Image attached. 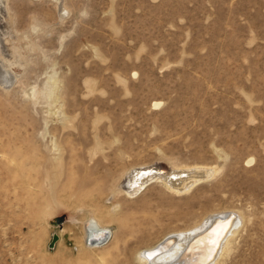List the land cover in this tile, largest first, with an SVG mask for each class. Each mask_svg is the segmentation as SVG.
Listing matches in <instances>:
<instances>
[{"label": "rangeland", "instance_id": "rangeland-1", "mask_svg": "<svg viewBox=\"0 0 264 264\" xmlns=\"http://www.w3.org/2000/svg\"><path fill=\"white\" fill-rule=\"evenodd\" d=\"M4 3L0 264H143L231 209L247 224L227 264H264V0ZM196 165L218 173L128 193L138 172ZM89 216L114 230L102 248Z\"/></svg>", "mask_w": 264, "mask_h": 264}, {"label": "bare ground", "instance_id": "bare-ground-1", "mask_svg": "<svg viewBox=\"0 0 264 264\" xmlns=\"http://www.w3.org/2000/svg\"><path fill=\"white\" fill-rule=\"evenodd\" d=\"M54 1L56 3L60 2V0ZM3 3L4 0H0V9L2 8L1 5ZM63 9H67V6L61 8V10ZM36 27L37 26L35 24L34 28ZM7 33L9 32L3 30V28L2 30H0L1 36H7L5 35ZM3 51L4 50H2L0 54L2 55V57L0 58V83L8 86L16 79V75L11 71V69H9L7 63H5L6 56L3 55ZM50 81L52 83V89L50 90V92L51 94H53L54 89L55 91L57 89L58 79L54 77ZM154 105L160 106L161 103L155 102ZM252 161L253 159H250L247 163H252ZM217 173V167L200 165L177 166L168 173H153L152 171H144L141 173L138 172L134 176H132L129 183L127 182L129 191L128 193L134 194L138 192L146 182L153 179L162 182L167 188L176 193H186L189 192L197 184L211 179ZM231 212L236 213L237 218L231 229L227 230L231 221L227 222L226 220H224V218H226ZM92 223H96L95 225H97V227L102 231L111 232L109 241H107L103 245L102 243H88L87 240L89 238V233L87 228L88 225H93ZM246 224V214L240 210L231 209L220 213H213L210 214L200 225L196 227L193 226L194 228L176 232L169 237L166 236L167 238L163 240L160 247H152L155 250H147L148 253L147 251L139 252L138 260H140L143 264H227L228 261L233 258V255L238 248V240L239 237L242 236V233L246 228ZM84 228V239L86 242V246L90 249L102 248V246L108 244L114 236V230L107 225H103L99 218L95 216H89V218L84 221ZM225 233L226 237L221 244V249L219 250L218 254L212 258L213 253L216 249V244Z\"/></svg>", "mask_w": 264, "mask_h": 264}, {"label": "water", "instance_id": "water-1", "mask_svg": "<svg viewBox=\"0 0 264 264\" xmlns=\"http://www.w3.org/2000/svg\"><path fill=\"white\" fill-rule=\"evenodd\" d=\"M237 218V215L236 213L234 212H231L228 214V216L226 218H224V220H226L227 222L231 221V223L229 224L227 230L231 229V227L234 225V222ZM221 219V218H219ZM93 225H88V233H89V238H88V243L90 244H100L102 243L105 244L107 241H109L110 239V235H111V232L110 231H102L100 230L97 225H95L96 223H92ZM99 229V230H98ZM226 233L220 238L219 242L216 244V249L213 253V256H216L219 252V250L221 249V244L223 242V240L225 239V236ZM57 238H55L56 240ZM54 240V241H55Z\"/></svg>", "mask_w": 264, "mask_h": 264}]
</instances>
